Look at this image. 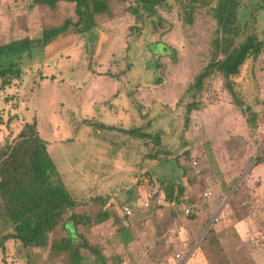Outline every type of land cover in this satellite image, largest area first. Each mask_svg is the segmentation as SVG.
I'll return each instance as SVG.
<instances>
[{"label": "rangeland", "instance_id": "obj_1", "mask_svg": "<svg viewBox=\"0 0 264 264\" xmlns=\"http://www.w3.org/2000/svg\"><path fill=\"white\" fill-rule=\"evenodd\" d=\"M169 2L144 23L126 10L128 4L116 5L115 17L101 22L91 39L65 37L40 48L37 57L22 65V81L0 89V145L25 121H36L62 182L82 200L111 192L134 195L136 173L147 169L168 173L170 178L159 179L177 184H183L187 171L196 175L201 192L211 190L208 208L199 210L200 220L193 222L184 214L185 224L178 231L170 227L166 236L159 235L160 226L155 225L152 237L141 231L145 224L131 225L120 199H115L113 211L122 209L128 224L123 218L117 222L124 231L114 229L116 215L98 230L80 224L86 244L97 245L100 236L106 239L100 244L114 264H211L198 245L212 228L231 264H259L264 262V50L249 58L239 74L226 78L217 72L201 90H190L215 51L216 37L224 36L214 15L217 0L192 8L186 6L188 0ZM237 4L233 14L241 33L235 44L248 34L264 38V2ZM75 16L73 3L61 2L53 10L33 0H0V43L40 37L46 25ZM220 51L222 57L223 47ZM191 102L197 109L187 121ZM141 126L162 135L168 156L144 159L143 140L116 128ZM239 187L241 200L230 204ZM132 202L128 206L136 207L137 201ZM86 209L77 211L84 214ZM238 215L246 222L243 237L233 223ZM69 228L72 242L80 241ZM13 231L0 203V239ZM6 245V250L0 247L1 264H65L63 259L51 262L48 248L26 249L16 240ZM79 252L83 264H101L87 247Z\"/></svg>", "mask_w": 264, "mask_h": 264}, {"label": "trees", "instance_id": "obj_2", "mask_svg": "<svg viewBox=\"0 0 264 264\" xmlns=\"http://www.w3.org/2000/svg\"><path fill=\"white\" fill-rule=\"evenodd\" d=\"M169 1L33 0L34 5L47 6L53 10L61 2L73 3L76 16L67 17L61 23L46 25L40 37L32 38L26 35L7 43H0V89L12 87L22 81V65L27 60L37 57L40 54L38 52L40 48L51 46L65 37L82 36L91 39V36L96 33V29L101 27V22L107 18L115 17L116 5L128 4L126 10L134 16L136 21L144 23L147 18H155L158 14L160 15V8L169 5ZM238 1L217 0L214 15L224 36L222 39L216 37L215 51L208 64L196 75L190 90H201L205 80L217 72H221L226 78L239 74L241 67L249 58H257L264 50V38H260L256 34H248L243 41L235 44V36L241 33V26L236 22V17L233 14V10L238 6ZM261 1L264 2V0ZM212 2L213 0H188L186 6L192 8L196 3L211 5ZM189 21L192 22V19ZM157 29L158 25L151 33ZM222 47L224 55L220 57ZM195 109H197L196 103L188 104L187 121ZM13 120L12 117L8 119V125ZM85 122L88 120L86 119ZM89 122L93 123L91 120ZM96 124L98 127H105L103 123ZM116 128L125 134L143 140L144 159L161 161L164 156H168L170 153L159 132L151 133L146 131L143 126ZM10 137H5L4 143L0 145V203L4 205L5 212L14 226V231L2 235L0 247L6 250V242L16 240L26 249L30 247L48 248L51 262L54 259H63L65 264H83V256L79 251L82 247H87L101 264H114V258L111 255L108 256L109 254L105 253L104 247L100 244H105L106 239L100 236V243L97 245H91L88 241L86 244L78 231V227L82 223H87V230L90 231L102 222L113 220L115 215L118 218L116 221H121L124 218L118 210V212L113 211L116 203L110 201L114 193L91 196L87 200L78 199L62 182L58 165L48 149V141L41 135L36 121H25L15 136ZM261 161L262 158H259L257 162ZM139 174L141 178L138 183L145 184L150 188V192L155 197L152 201V204L153 202L157 203L154 206L155 209L162 206L158 204L160 196H163V201L175 202L173 207L175 219L181 214H185L191 221H195L200 216L201 209L208 208L207 205L210 204L208 201L210 198L205 196L207 190L200 191L196 186V175L193 173L183 171L188 185L177 184L170 179L157 181L154 179L151 169ZM191 175L193 177H190ZM241 189L239 187L234 192L230 204L239 198ZM203 197L204 199H202ZM241 206L243 207V205ZM81 207H87V212L81 214L77 211V208ZM186 208L192 209L191 212L187 214ZM243 219L242 215H238L233 223L236 224ZM69 226L75 229L80 240L77 243L72 242ZM202 227L203 224L199 230ZM119 229H123V227ZM159 231V235H167V232L164 234L162 230ZM192 235L189 234L190 237ZM192 243L193 239L189 241L188 245L191 246ZM198 248L206 253L211 264H231L230 257L223 251L221 241L214 228L205 234ZM157 264L160 263L157 262Z\"/></svg>", "mask_w": 264, "mask_h": 264}, {"label": "crops", "instance_id": "obj_3", "mask_svg": "<svg viewBox=\"0 0 264 264\" xmlns=\"http://www.w3.org/2000/svg\"><path fill=\"white\" fill-rule=\"evenodd\" d=\"M48 149H49V144H48ZM141 172H144V171H141ZM139 173L138 174L136 173V177L134 179L135 188L137 190L136 193L134 195H131V196L129 194H127V193L126 194H114L113 198L111 199L110 202H114L115 203V199H120L119 206H120V202H122L121 205L124 206V205H130V203H133L132 202L133 199L135 201H137V203L134 202L136 204V207L135 206L131 207V209L133 210V214L132 215H127V217H125V219H130V221L132 222V223L130 222L131 225H134L136 223L145 224L144 229L141 230L144 234H149L150 236L154 237V235L157 232V229H156L155 225L156 226H160L161 230L166 232L167 230L170 229V227L173 226V223L175 221H177L178 230H179V227L181 226V224H185V222L183 221L184 215L181 214V216H178V218L175 219L173 217V209H174L173 207H174V205H171V202H166V201H163L162 199H160L162 201H159L158 204H161L162 205L161 207H157L155 209L154 206H156V204H157L156 202H153V204L151 205L150 208H146L145 207L144 202L146 200V194L148 192H150L151 189L148 188L145 184L138 183V180L141 178ZM161 176H163L164 178H170L168 173H163V174L159 175V173L157 171H153V177H154L155 180L159 181L160 180L159 177H161ZM181 180H182V182L185 185H187L186 184L187 182L185 183V178L184 177H182ZM263 185H264V183H263ZM122 209H121V211H122ZM121 211H119V214L122 215ZM123 220H124V218H123ZM196 220H200V218L198 217ZM263 220H264V214H263ZM108 221H110V220H107L105 222H102L101 224H98V225L94 226L93 229L94 230H98L99 228L97 229V227H99V226L103 227V225L106 224ZM112 223H113L114 229L116 231H121V230L124 231V228L123 229H118V225L119 224H118L117 221L113 220ZM125 224H128V223L125 222V220H124V225ZM235 227H236L237 231L239 232V234L241 236L243 234H245L244 233L245 230H246V222H245V220H241V221L237 222L235 224ZM142 232H140V233H142ZM259 264H264V262L260 261Z\"/></svg>", "mask_w": 264, "mask_h": 264}, {"label": "built area", "instance_id": "obj_4", "mask_svg": "<svg viewBox=\"0 0 264 264\" xmlns=\"http://www.w3.org/2000/svg\"><path fill=\"white\" fill-rule=\"evenodd\" d=\"M211 194H212L211 190L205 192V196H206V197H210ZM154 198H155V197H154V195H153L152 192H148V193L146 194V200H145V202H144V205H145L146 208H150V207H151V204H152V201H153ZM171 205H175V202L172 201V202H171ZM191 210H192V209H190V208H186L185 211H186V213L188 214V213L191 212ZM123 211H124V213H125L126 215H132V214H133V210H132L128 205H124V206H123ZM218 220H219V218H218V216H216L214 221H218ZM214 221H213V222H214ZM171 230H172V231H174V230H175V231H178V224H177V221H175V222L173 223V226H172Z\"/></svg>", "mask_w": 264, "mask_h": 264}]
</instances>
